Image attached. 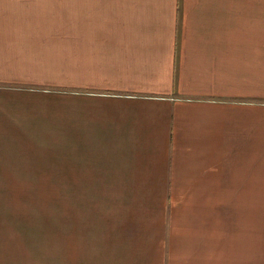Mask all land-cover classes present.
I'll list each match as a JSON object with an SVG mask.
<instances>
[{"label":"crops","instance_id":"1","mask_svg":"<svg viewBox=\"0 0 264 264\" xmlns=\"http://www.w3.org/2000/svg\"><path fill=\"white\" fill-rule=\"evenodd\" d=\"M57 1L0 0V264H264V0ZM62 83L53 200L24 186Z\"/></svg>","mask_w":264,"mask_h":264},{"label":"rangeland","instance_id":"2","mask_svg":"<svg viewBox=\"0 0 264 264\" xmlns=\"http://www.w3.org/2000/svg\"><path fill=\"white\" fill-rule=\"evenodd\" d=\"M258 3L256 2V5ZM53 5H73V0H58ZM48 99V137L42 139L41 149L45 152L42 155V171L46 172V183L40 185L31 184L24 186L26 194H48V199L56 200L57 194H71V185L58 184L61 179L60 173L70 170L73 158L72 151L73 138L71 127V87L70 85L49 86ZM52 94V95H50ZM256 159V195L254 203L256 210H264V176L258 174L262 170H257V166L264 167V154H257ZM54 203V202H53Z\"/></svg>","mask_w":264,"mask_h":264}]
</instances>
